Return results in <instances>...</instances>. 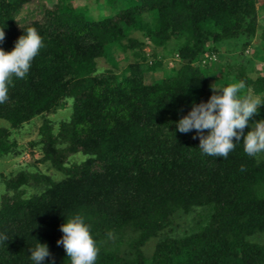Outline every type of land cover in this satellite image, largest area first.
Wrapping results in <instances>:
<instances>
[{
	"label": "trees",
	"instance_id": "1",
	"mask_svg": "<svg viewBox=\"0 0 264 264\" xmlns=\"http://www.w3.org/2000/svg\"><path fill=\"white\" fill-rule=\"evenodd\" d=\"M257 1L53 0L41 20L18 27L28 0H0V48L10 51L29 28L45 45L0 104L8 122L0 126V156L16 152L12 130L41 116V161L62 174L21 170L5 178L0 234L8 240L0 243V264H31L36 241L48 245L55 264H68L56 241L65 217L77 212L91 225L96 264H264V154L249 157L240 142L227 158L205 156L194 132L175 128L192 103L207 101L212 85L243 82L241 95L264 96V73L252 77L244 56L254 45L264 59V28L261 45L252 40ZM99 6L109 12L92 13ZM132 32L151 43L150 55ZM171 42L177 63L146 82L145 72L165 57L159 48ZM229 47L239 60L216 61ZM128 48L132 61L117 69L115 53ZM102 57L110 67L99 68ZM66 107L68 117L53 122L49 115ZM256 118H264V107ZM183 216L192 229L172 227Z\"/></svg>",
	"mask_w": 264,
	"mask_h": 264
},
{
	"label": "clouds",
	"instance_id": "2",
	"mask_svg": "<svg viewBox=\"0 0 264 264\" xmlns=\"http://www.w3.org/2000/svg\"><path fill=\"white\" fill-rule=\"evenodd\" d=\"M4 38L0 27V42ZM44 46L38 31L29 28L23 30L10 51L0 48V104L9 98L13 77L24 79ZM243 88V82L212 85L207 101L192 103L187 114L175 122L176 130L182 134L194 132L193 138L199 139L198 148L205 156L227 158L240 142L247 156L264 154V118H256L264 107V96L241 95ZM60 231L62 235L56 243L63 247L68 264H96L99 248L84 214L65 217ZM7 240L0 234V243ZM29 259L31 264H55L48 245L38 241L29 249Z\"/></svg>",
	"mask_w": 264,
	"mask_h": 264
},
{
	"label": "rangeland",
	"instance_id": "3",
	"mask_svg": "<svg viewBox=\"0 0 264 264\" xmlns=\"http://www.w3.org/2000/svg\"><path fill=\"white\" fill-rule=\"evenodd\" d=\"M91 0H74V4L77 5H83V4H89ZM53 0H28V2L25 3V5L22 8V11L20 14L17 15V21H18V27H22L25 24L30 23L33 20H41L43 18V7L52 5ZM101 3H103L101 1ZM93 7H96L97 4H91ZM95 5V6H94ZM256 8L258 9L257 12V22H258V31H256L254 34L255 36L252 37L253 43H257L259 38V32L261 28H264V0H258L256 2ZM94 9V10H93ZM91 11L94 14L97 13H108L109 9L106 6H99L97 8H93ZM147 19V17L145 18ZM131 36L139 38L140 40L144 41V45L142 47V50L150 55L152 52V45L150 42L145 40V37H143L140 32H132ZM252 43V44H253ZM174 42H171L167 49H161L163 54H165V57L161 59V66L156 71H146L145 72V80L146 82H149L157 77H160L164 74L165 70L167 71L170 67L174 66L177 61L178 57L176 54H171L169 52V48L174 47ZM258 45H261V42L258 41ZM233 47V46H232ZM232 47H229L228 54L225 55V57L217 58L216 61L221 62L223 64L227 63H233L235 60H239L235 58L234 54H237L239 52L234 51ZM133 48H128L126 50H117L115 53V57L118 60V68L120 69L124 67L128 62H131L133 59ZM139 50V49H137ZM258 48L257 46L251 45L247 50L244 51L245 58H251L252 60V70L250 72V75L252 77H256L259 73H264V59L263 57H259V54L257 53ZM161 52V53H162ZM236 52V53H235ZM161 58V57H159ZM242 60V59H241ZM149 61H152V58L149 56ZM246 60H242L241 63L237 61V63H234V69L240 67L241 64H245ZM217 62V63H218ZM228 65V64H227ZM98 66L99 68H108L110 67V64L102 57L98 58ZM165 66V70H163V67ZM233 67V65H231ZM231 68V67H230ZM249 70V69H248ZM262 70V71H260ZM214 76L217 78H221L222 73L218 70L216 73L214 72ZM69 107H66L64 109H60L59 111L52 113L49 115L51 120L53 122H58V120L67 118L69 115ZM42 123L41 116H35L28 122L24 123L19 129L12 130L10 134V138L15 140L17 142V148L15 153H10L5 156H0V199L2 193L5 192V185L4 180L5 178L11 177L12 175L17 174V172L21 170L25 171H32V172H40L42 174H48L54 179H59L62 177L61 172L56 171L53 166L50 164V162L41 161V158L43 156L42 154V148L41 145L37 143L39 140V133L38 129L39 126ZM7 126L8 122L0 118V126ZM73 160H79L81 157L76 154L71 156ZM26 193L31 194L34 189L31 187H26ZM173 220V226L177 227L178 230L183 231L185 229H192L193 228V222L192 218L189 216H183L180 218H172ZM175 224V226H174ZM155 241L151 240L144 246V251L146 254H150L152 251V248L154 246Z\"/></svg>",
	"mask_w": 264,
	"mask_h": 264
}]
</instances>
